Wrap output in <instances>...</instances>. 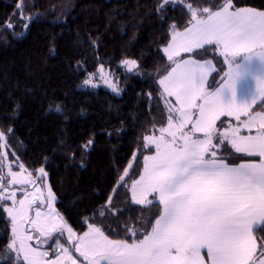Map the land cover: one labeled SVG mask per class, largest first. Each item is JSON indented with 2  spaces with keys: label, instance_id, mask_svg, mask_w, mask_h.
<instances>
[{
  "label": "trees",
  "instance_id": "1",
  "mask_svg": "<svg viewBox=\"0 0 264 264\" xmlns=\"http://www.w3.org/2000/svg\"><path fill=\"white\" fill-rule=\"evenodd\" d=\"M161 2L0 0V131L7 155L29 171H47L56 207L77 232L94 224L113 239L127 238L128 228L139 229L142 238L159 212V206L134 203L128 184L153 150L145 147L144 137L167 122L158 79L171 62L163 47L172 28L189 25L188 2L209 7L222 0H182L157 11ZM233 4L264 10V0ZM126 57L137 61V71L121 68L119 62ZM214 60L209 84L216 85L225 65ZM100 64L118 79L121 94L80 86L86 73ZM110 197V210L104 211ZM0 206V264H6L10 220L4 202ZM145 217L151 221L146 229L140 227ZM254 235L260 251L264 230Z\"/></svg>",
  "mask_w": 264,
  "mask_h": 264
},
{
  "label": "snow or ice",
  "instance_id": "2",
  "mask_svg": "<svg viewBox=\"0 0 264 264\" xmlns=\"http://www.w3.org/2000/svg\"><path fill=\"white\" fill-rule=\"evenodd\" d=\"M174 2L162 0L157 11ZM187 8L189 26L182 32L173 28L172 40L164 48L175 65L159 80L168 113L166 126L159 128L158 136L144 137L145 147L154 146L155 154L144 157L143 174L131 184L136 204L159 206L151 231L145 230L141 238L139 229L128 228L127 238L109 239L100 227L89 224V230L76 237L59 214L49 213L42 219L36 211L31 219L28 212L34 197L21 199L16 208L15 192L8 197L0 194V199L13 200V207L4 209L12 224L11 242L4 249L6 264H64L65 260L77 264L68 248L59 243L64 230L69 241L75 238L76 251L89 264H264V237L258 251L254 236L255 231L264 230V10L235 8L233 0L212 2L209 7L188 2ZM213 45L229 65L218 86L214 81L208 84L209 74L216 68L204 59ZM182 52L191 55L177 60ZM238 57L242 63L237 62ZM123 63L129 71L137 67L135 60ZM249 79L254 87L247 83ZM91 83L90 79L83 81V85ZM110 86L116 90L114 84ZM238 86L242 96H238ZM168 97H175V104ZM258 100L261 111H253ZM56 110L61 109L57 106ZM225 116L246 119L236 127L223 128L220 118ZM189 125L190 131H185ZM241 127L249 134L241 135ZM4 137L0 132V140ZM91 144L88 141L84 149ZM226 145L242 157L257 159L231 162L228 157L234 153ZM218 148L227 151V156H218ZM10 175L12 184L26 182L15 173ZM0 189L7 190L3 184ZM111 203L110 197L104 211L110 210ZM142 219L145 223L140 227L146 229L151 221ZM25 222L40 237L57 240L55 247L62 254L51 259L48 251L32 247L28 241L33 236L27 234ZM129 232L134 239L128 237ZM202 250L206 252L202 254Z\"/></svg>",
  "mask_w": 264,
  "mask_h": 264
},
{
  "label": "rangeland",
  "instance_id": "3",
  "mask_svg": "<svg viewBox=\"0 0 264 264\" xmlns=\"http://www.w3.org/2000/svg\"><path fill=\"white\" fill-rule=\"evenodd\" d=\"M181 1L182 0H175L174 3L181 2ZM125 60H135V59L129 58V57L121 59V61L119 62V65L124 71H127V72L137 71L138 64L135 69H133L132 71H129L128 67L123 63V61ZM85 79H90L92 83L90 85H83V81ZM83 81L80 84L81 87H87V88H91L95 90L98 88H105L109 90L110 92L117 94V95L121 94L122 92V88L119 85L118 79L113 75V73L109 70L108 67L102 64L98 65L94 71L87 72ZM113 84L116 86L115 91L113 90V87L110 86ZM5 146L6 145H5V137H4V139L0 140V152L2 154V162H3V174L0 173V184L5 185L7 190L0 189V194H2L4 197H8L10 196L11 192H15L16 194L15 195V201H16L15 207L16 208L19 207L18 202L21 199H24L26 196H28L29 199H32L34 197L35 202L31 204L29 212H28V215L31 219H35L36 211L41 212L42 219L44 216L48 215L49 213H51L52 215L59 214V217L63 218L62 222L66 223L68 227H71L70 224L67 222V220L63 217V215L59 212V210L56 207V204H55L56 196L48 181L47 171L43 167L37 168L34 172L29 171L28 169L25 168V166L20 161L9 159ZM130 164L131 162L125 168L127 172L129 170L128 166ZM41 169L44 170L45 174L41 173L40 171ZM125 170H124V173H125ZM10 173L17 174L18 179H22L26 182L12 184L11 183L12 177ZM124 173L122 177H124ZM37 189H40V191L37 192L36 191ZM49 189H51V197H49ZM151 198L152 197H149V199ZM0 202H4V209L13 207L12 199H0ZM49 205H51V207H49ZM6 215L10 220V240H9V243H10L11 237H12V224H11V217L8 216L7 212H6ZM88 226L89 224L87 225L86 229L82 232H77L74 228L72 227L71 228L73 232L76 234V237H81L84 235L85 232L89 230ZM23 227L26 229L27 234L33 236V239L31 241H28V243L32 247H38L41 251H48L49 252L48 258H51V259H55L56 256L62 254L60 250L55 247L57 240L40 237L39 233L35 232L32 226L27 222H25ZM56 235H57L56 233L53 234V236H56ZM109 239H113V238L109 237ZM59 243H63L64 246L68 248L70 255L74 259L77 260V264H89V262L85 260V258L81 256L79 252L76 251L75 238H73V240L71 241L68 240V233L66 230H64L63 235L59 237ZM20 260L22 261V254L20 256ZM23 264H27V262L24 261ZM64 264H71V262L65 260Z\"/></svg>",
  "mask_w": 264,
  "mask_h": 264
},
{
  "label": "crops",
  "instance_id": "4",
  "mask_svg": "<svg viewBox=\"0 0 264 264\" xmlns=\"http://www.w3.org/2000/svg\"><path fill=\"white\" fill-rule=\"evenodd\" d=\"M235 8H254V7H247V6H244V7H235ZM254 9H256V10H258V11L260 10V9H257V8H254ZM188 26H189V25H188ZM188 26H187V27H188ZM174 29L177 30V31H181V32H182V31H184L185 28H184V29H181V30L176 29V28H174ZM172 34H173V28L171 29V37H170L169 42L163 47V52H164V48H165V47L171 42V40H172ZM213 51H214V56L217 57L218 59H220V60L224 63V65H225V70H224V72H227V71H228V68H229V65H228L227 62H225L224 56L221 55L220 50H219V49H216L214 45H213L212 47L209 48V54H208L206 57H204V59L209 60V61L215 66V68H216L215 60H214V58H213ZM164 54H165L166 57H167V54H166L165 52H164ZM190 55H191V54H189V53H183V52H182V53L180 54V57H177L176 59H177V60H179V59H181V58L187 59ZM197 59H200V58L197 57ZM204 59H200V62L203 63V62H204ZM170 62H171V66H170L169 70H168L165 74H163V75L158 79V86H159V88H160V90H161L162 95H163V88H162V86L159 84V80H160L164 75H167V73L171 71V68L175 66V65L172 63V61H170ZM237 62L242 63V62H243L242 57H238V58H237ZM253 65H254V66H257V62H256V61H253ZM212 74H213V72L209 74L208 84H209V80H210ZM223 74H224V73H223ZM220 82H221V79L219 80L218 83H216V86H218ZM247 83H249L250 85H252V86L254 87V81H251V80L249 79V80L247 81ZM209 90H211V89H209ZM243 94H244V93L242 92V90H241V89L239 88V86H238V96H242ZM163 99H164V104H165V98H164V95H163ZM167 99L170 100V101H172L173 104H175V97H168ZM165 107H166V104H165ZM166 109H167V108H166ZM253 111H261V107L259 106V100L257 101V105H253ZM245 119H246V117L241 116V121H243V120H245ZM220 120L224 121V126H223V128H227V127H236V126H238V125L240 124V122H241V121H237V120L235 119V117H226V116H225V117H221ZM219 124H220V121H217V125H219ZM164 126H166V124H165ZM190 127H191V126L189 125V127L186 128L185 131H190ZM223 128H221L220 130L223 131ZM252 132H253V134H254V133H255V129H253ZM159 134H160V133H159V130H158L156 133H153V134H151V135H156V136H158ZM240 134H241V135H248L249 132H248L247 129L241 127ZM196 136H200V137H202V134H201V133H197ZM214 143H215V141H214ZM227 146H230V145H227ZM151 147H152L153 150H152L150 153H148L146 156L154 155V154H155V147H154V146H151ZM230 147H231V146H230ZM221 150H222V148H218V149H217V154H218V156H219V155H222V154L225 155V156H227L228 153H224V151L222 152ZM232 151H233V153H234V149H232ZM241 157H242V154H240V153H234L233 156H230V157H228V158H229V160H230L231 162H234V163H236V164L242 163V162H244L245 160L257 159V158H255V157H246V156H245V157H242V158H241ZM143 165H144V159H143ZM142 174H143V167H142V170H141L139 176H138L137 178L133 179V180L128 184L129 193H130V198H131L132 201H133V199H132V192H131V184H132L133 181L138 180ZM150 197H151V196H150ZM133 202H134V201H133ZM134 203H135V202H134ZM158 214H159V212H158ZM158 214H157V215H158ZM155 219H156V217L154 218L152 224H154ZM95 226H96V225H95ZM97 227H98V226H97ZM151 227H152V226H151ZM149 231H151V229H150ZM254 236H255V235H254ZM257 245H258V243H257ZM204 252H206V250H202V254H203Z\"/></svg>",
  "mask_w": 264,
  "mask_h": 264
}]
</instances>
